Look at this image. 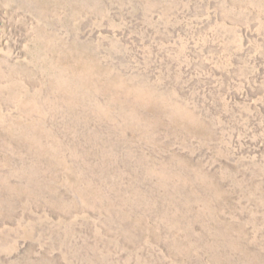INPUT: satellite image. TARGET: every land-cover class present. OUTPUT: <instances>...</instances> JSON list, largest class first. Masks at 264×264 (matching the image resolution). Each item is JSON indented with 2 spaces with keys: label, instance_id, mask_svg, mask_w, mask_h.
Instances as JSON below:
<instances>
[{
  "label": "rangeland",
  "instance_id": "obj_1",
  "mask_svg": "<svg viewBox=\"0 0 264 264\" xmlns=\"http://www.w3.org/2000/svg\"><path fill=\"white\" fill-rule=\"evenodd\" d=\"M0 264H264V0H0Z\"/></svg>",
  "mask_w": 264,
  "mask_h": 264
}]
</instances>
